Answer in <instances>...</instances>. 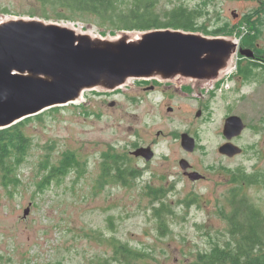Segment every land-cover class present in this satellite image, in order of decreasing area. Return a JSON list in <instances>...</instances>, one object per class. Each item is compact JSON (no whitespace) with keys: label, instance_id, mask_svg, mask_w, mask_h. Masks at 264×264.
<instances>
[{"label":"rangeland","instance_id":"374dc122","mask_svg":"<svg viewBox=\"0 0 264 264\" xmlns=\"http://www.w3.org/2000/svg\"><path fill=\"white\" fill-rule=\"evenodd\" d=\"M178 6L202 12L201 35L219 33L236 39L238 46L247 38L264 54V0H159L155 13L163 18ZM43 10L36 0H0V20L23 17L72 24L103 37L120 32L103 31L101 25L110 26L92 16L58 20L54 10L47 7V17ZM233 62L231 77L249 68L240 54ZM246 76L230 80V90L213 99L201 117L190 100L179 101L180 108L171 114L150 107L151 101L134 103L128 93L134 80L112 97L86 91L79 103L31 117L22 130L33 148L20 167V180L9 188L0 181V264L114 263L120 245L143 255L134 264H192L198 253L209 252L215 244L225 246L237 187L230 172H264V70L252 69ZM230 116L241 118L246 128L236 138L242 154L229 159L218 148L225 143L222 131ZM183 134L195 140L191 153L181 146ZM148 144L155 152L149 163L131 156ZM66 158L73 161L67 175L42 185L50 166L58 167ZM182 158L209 181L192 184L185 179ZM115 163L123 166L118 173L111 172ZM115 175H124L125 183ZM240 194L264 215L263 185H244ZM162 204L166 210L159 219L154 209Z\"/></svg>","mask_w":264,"mask_h":264},{"label":"water","instance_id":"95a60500","mask_svg":"<svg viewBox=\"0 0 264 264\" xmlns=\"http://www.w3.org/2000/svg\"><path fill=\"white\" fill-rule=\"evenodd\" d=\"M237 54L246 53L236 39L198 32L153 29L103 37L72 24L6 18L0 20V130L45 110L79 103L86 91L111 92L131 80L210 85L231 73ZM244 128L241 118L230 116L223 135L230 140ZM181 146L191 152L194 139L181 135ZM241 151L231 143L218 148L228 157ZM133 156L149 161L153 152L141 148ZM179 165L188 169L184 160ZM186 175L192 181L202 178L197 172Z\"/></svg>","mask_w":264,"mask_h":264},{"label":"trees","instance_id":"16d2710c","mask_svg":"<svg viewBox=\"0 0 264 264\" xmlns=\"http://www.w3.org/2000/svg\"><path fill=\"white\" fill-rule=\"evenodd\" d=\"M44 7L43 16L47 17L46 8L54 10L55 19L74 21L80 16L95 17L102 24L103 31H147L153 29H174L185 32H198V20L202 12L186 6H178L164 13L160 18L155 13L159 0H36ZM67 12L68 15L64 14ZM217 33V31H215ZM219 33L214 36L217 37ZM106 36V35H104ZM60 111V107L51 108ZM38 118L39 115H36ZM35 118V117H34ZM40 118V117H39ZM30 118L0 130V181L7 188L18 184L19 170L26 161L29 151L33 148L32 139L27 136L22 127ZM73 161L66 158L56 167L50 166L42 185L67 175ZM123 166L115 163L111 172L118 173ZM235 197L231 201V211L227 217L229 241L225 246L215 244L209 252L198 253L192 264H264V215L240 194L245 185L259 184L264 186V172L247 173L244 169L232 172ZM107 174L105 170L103 177ZM118 182L125 183L124 175H115ZM239 184V185H238ZM166 210V206L164 205ZM164 210V211H165ZM164 211H156L159 216ZM163 226V225H161ZM163 228V227H162ZM112 244H118L115 240ZM137 251L120 245L112 259L100 264H134L142 259ZM120 260V261H119ZM119 261V262H117Z\"/></svg>","mask_w":264,"mask_h":264},{"label":"flooded vegetation","instance_id":"af4514ba","mask_svg":"<svg viewBox=\"0 0 264 264\" xmlns=\"http://www.w3.org/2000/svg\"><path fill=\"white\" fill-rule=\"evenodd\" d=\"M246 41H247V38L243 40V43H241V45H239V50H243L246 53L244 55H240V58L242 60H246V62L248 63L247 67H249V68L243 69L241 67L242 69H240V74L235 77L236 79H240V80L243 78H247L248 76H246V74L249 73L250 71H252V69H263L264 70V54L261 52L260 46L258 44L253 43V42L247 43ZM247 53L249 54L248 56H247ZM244 67H245V65H244ZM227 76H226V79L225 78L220 79L219 81L213 83L212 86L210 88H207V89H204L205 85L199 87V85L197 83H194L193 81H188L185 84H179V83H174V82H163V81H158V80H154V79L134 80V82L129 86L130 89L128 90V93L132 97L130 99L134 100V103H137V101L140 103H143L144 101H147V102L151 101L150 107H152L154 109L157 107L165 108L166 112L169 114H171L172 112L174 113L177 110V108H180V106L178 105L179 101H181V100L194 101L197 103L196 116L201 117L202 110H206V108L210 106L211 101L213 99H215L217 97H222L223 94H225L226 92H228L230 90V88L228 87V83L230 82V80H232L234 78V76L233 77H231V75H227ZM104 93H107V94L113 93L112 95H110V97H112L113 95H116V94H120V93H116V90L111 91V92H104ZM105 97H108V96L106 95ZM110 105H111V107L115 106V101L111 100ZM176 105H177V107H175ZM244 125H245V123H244ZM245 128H246V125H245ZM245 128H244V130H245ZM242 132H241V134H242ZM161 134L162 133L159 132L156 135H157V137H159ZM222 134H223V131H222ZM239 136L233 137L230 140H227L224 137L225 138L224 144L231 143V144L237 146L236 145V138ZM194 142H195V140H194ZM141 148L150 149L153 152L152 159L155 157V152L153 150V147H151L150 144H148L146 147L136 148V150L141 149ZM136 150L130 152L131 156H133V153ZM242 152H243V150L241 151V154H242ZM241 154L235 155L233 157H228V156H226V157L230 159V158L240 156ZM133 157L137 160H141V161L144 160L147 163H149L152 160L151 159V160L147 161L142 156H139V157L133 156ZM182 160H184V158H182ZM180 161H181V159H180ZM186 163L188 164V169L184 172L182 170V172H183L182 176L185 179H187L192 184L204 183V182L209 181V177H207V175L202 174L200 172V170L198 168H196L193 164L189 163L188 161H186ZM193 172L199 173L200 175H202V178H200L198 180H194V181L190 180L186 174L193 173ZM159 176H161V175H159ZM231 180H232V177H231ZM233 185H237V184H233ZM242 185H245V184L242 183ZM151 191H154L155 193L159 194L158 196H161V197H163L165 195V193L161 190H153L152 189ZM154 210L164 211L165 210L164 204H162L161 207H159L158 209H154ZM155 217H157L156 213H155Z\"/></svg>","mask_w":264,"mask_h":264},{"label":"bare ground","instance_id":"6f19581e","mask_svg":"<svg viewBox=\"0 0 264 264\" xmlns=\"http://www.w3.org/2000/svg\"><path fill=\"white\" fill-rule=\"evenodd\" d=\"M82 100V99H81Z\"/></svg>","mask_w":264,"mask_h":264}]
</instances>
